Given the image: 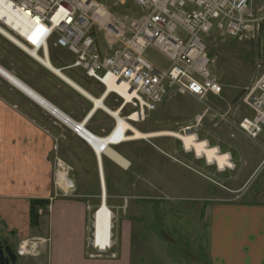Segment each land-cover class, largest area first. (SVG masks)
<instances>
[{
    "label": "rangeland",
    "instance_id": "rangeland-1",
    "mask_svg": "<svg viewBox=\"0 0 264 264\" xmlns=\"http://www.w3.org/2000/svg\"><path fill=\"white\" fill-rule=\"evenodd\" d=\"M97 1L109 6L115 17L122 21L143 14V9L134 5L132 0L118 6H113L111 0ZM95 36L98 48L103 52L106 44L102 33L97 30ZM204 43L211 60L210 70L223 90L219 96L207 99L206 104L212 110L198 126L190 132L183 131L185 126L194 125V117L202 113L204 105L191 96L179 94L166 97L143 122L131 125L145 133L165 130L194 133L197 139L206 140L210 147L228 153L233 167L218 169L216 164L207 163L205 157L186 151L182 142L170 135L129 139L111 146L129 161L123 168L102 156L106 202L113 213L111 248L118 245L114 233L119 223L126 220V227L131 228L130 233L132 231L129 233L132 264H211L208 255L210 207L231 201L264 203V128L256 139L247 137L238 129L240 118L251 115L250 109L242 103L245 88L264 70V22L254 34L249 32L235 38L212 32L204 38ZM49 53V58H54L62 66L69 65L74 59V55L65 49L52 47L48 56ZM29 55L0 34V65L61 108H70L73 116H80L82 104L72 98L70 91L58 85V78L44 72L46 69L41 62ZM145 57L162 68L167 64L165 57L153 47L146 50ZM62 73L70 75L95 97L103 91L101 84L88 78L80 68L66 69ZM7 85L0 77V87L6 88ZM120 101L116 95L110 94L104 104L115 108ZM38 109L47 113L40 107ZM131 110L127 106L122 115ZM225 113L226 120H221L220 114ZM216 114L219 115L214 117ZM112 118L101 110L93 117L92 124L105 136L114 124ZM56 132L61 136L56 146L58 159H51L52 184L61 169L58 164L61 161L73 188L64 192L57 186L56 193L86 202L87 249L97 251L91 246L93 214L101 195L95 154L73 129L60 126ZM35 209L39 219L37 225L30 224L31 233L45 236L48 212L44 207L36 206ZM26 243L28 250L23 252H26L24 257L28 262L38 256L37 246L44 247L45 240L32 237ZM20 244L21 241L11 242V249L6 247L4 253L19 256Z\"/></svg>",
    "mask_w": 264,
    "mask_h": 264
},
{
    "label": "built area",
    "instance_id": "built-area-1",
    "mask_svg": "<svg viewBox=\"0 0 264 264\" xmlns=\"http://www.w3.org/2000/svg\"><path fill=\"white\" fill-rule=\"evenodd\" d=\"M0 1L4 11L0 27L19 42L40 55L45 51L48 54L52 47L70 52L74 59L67 68H80L96 80L103 87L102 95L109 84L121 86L128 97L112 90L104 101L110 94L121 99L115 109L130 124L143 122L171 94L188 95L202 103L204 108L194 117V125L183 128L188 132L212 110L207 99L219 96L223 90L210 70L204 38L212 32L239 38L258 32L264 22V0H132L143 14L126 21L116 18L109 6L97 0ZM126 1L111 0V4L118 6ZM15 14L24 16L29 25L25 22L17 30L9 26L4 19L15 22ZM97 30L106 44L103 52L98 48ZM149 47L165 57L164 68L145 57ZM242 103L251 115L240 118L238 129L256 139L264 128V70L245 88ZM127 106L132 110L123 116ZM219 117L226 120V113ZM113 120L106 134L116 137V144L109 143L112 147L126 142L124 138L131 134ZM79 129L76 126L73 131L77 134ZM68 181L72 189L73 182ZM91 236V246L100 252L112 246L96 245ZM18 253L26 252L19 246Z\"/></svg>",
    "mask_w": 264,
    "mask_h": 264
},
{
    "label": "crops",
    "instance_id": "crops-1",
    "mask_svg": "<svg viewBox=\"0 0 264 264\" xmlns=\"http://www.w3.org/2000/svg\"><path fill=\"white\" fill-rule=\"evenodd\" d=\"M40 64L45 67L44 72L48 76L58 78V85L70 91L72 98L82 104L81 115L73 116L70 108H61L29 87L64 115L76 122H85L88 131L102 136L92 124L93 117L102 109L97 108L88 117L93 108L92 101ZM57 66L61 72L70 70L68 64ZM64 75L70 78V75ZM0 77L6 80L2 75ZM6 82V88L0 87V246L10 250L13 241L27 242L32 237L45 240L44 247L37 246L39 251L35 259L27 262L24 255H15L9 264H132L129 237L132 231L130 233L131 228L126 227V220L119 223L114 233L118 244L115 248L110 247L103 252L88 251L86 202L58 196L57 185L52 184L51 159H58L56 146L61 136L56 130L60 126L71 131L73 128L9 81ZM34 200H48L45 236L31 233L30 206ZM208 221V255L211 264H264V203L231 201L214 204L210 207ZM35 228L41 230L40 227Z\"/></svg>",
    "mask_w": 264,
    "mask_h": 264
},
{
    "label": "bare ground",
    "instance_id": "bare-ground-1",
    "mask_svg": "<svg viewBox=\"0 0 264 264\" xmlns=\"http://www.w3.org/2000/svg\"><path fill=\"white\" fill-rule=\"evenodd\" d=\"M3 7L1 6L0 1V18L3 17ZM15 22H12L10 19H4L5 22L11 26L13 29L17 30L18 25H22L24 27V23L26 22V26L29 25L28 20L20 15L15 14ZM21 23V24H20ZM0 33L8 38L10 41H12L15 45L21 47L23 50H25L28 54L32 55L36 59H38L44 66L49 68L50 70H53L59 74V76L69 83L72 87L75 89L81 91L83 94H85L93 103V108L90 109L88 117L91 116L97 108L102 109L106 113H108L110 116L115 118L118 122V127L121 129H129L131 130V134L128 135V137L124 138L126 141L129 139H146L149 137H155L159 135H170L175 138H178L186 151H193L197 157H205L207 163L209 164H216L218 169H224V168H232L233 165L230 161V156L228 153H222L219 152L217 147H210L206 140H199L197 139L196 135L194 133H184L176 132V131H156V132H141L136 127L132 126L129 122L122 119V117L119 114V111L116 109H111L107 107L104 104V98L107 92L115 90L118 91L120 94L125 95L128 97L127 93L122 89L121 86L118 84L116 85H108L107 91L105 94H101L99 97H93L88 92H86L83 88H81L77 83H75L73 80L65 76L61 71L58 72L55 67H53L52 63L50 62L47 51L44 52L43 55H40L36 49L28 48L23 43L19 42L17 39H15L11 34H9L8 31L0 27ZM0 75H2L7 81H9L11 84H13L16 88L24 92L26 95H28L31 99L36 101L38 104H40L43 108H45L47 111H49L54 116L58 117L59 119L65 121V123L69 126H71L73 129L76 126H79L80 129L77 132V135L80 136L82 139L86 141V143L90 146V148L93 150L97 167H98V176L100 181V204L95 210L93 214V237L95 238V244H99L101 246H111L112 241V219H113V213L111 209L108 207L106 202V186H105V180H104V172H103V165H102V156H107L111 161L114 163L122 166L123 168H126L128 166V161L118 152H116L109 143H115L116 139L115 135H105V136H98L91 131H88V129L85 128L84 122H76L72 120L71 118L64 115L60 110H58L55 106H53L51 103H49L47 100L42 98L37 92H35L33 89H31L29 86L24 84L22 81H20L16 76L5 70L0 66ZM134 117V116H132ZM116 144V143H115ZM61 166V169L57 172L56 177V185L60 187L63 191H67L70 187V183L67 178V173L65 169H62V162L59 161L58 163ZM31 247V246H30ZM28 250V244L25 242L21 243V251H27Z\"/></svg>",
    "mask_w": 264,
    "mask_h": 264
},
{
    "label": "trees",
    "instance_id": "trees-1",
    "mask_svg": "<svg viewBox=\"0 0 264 264\" xmlns=\"http://www.w3.org/2000/svg\"><path fill=\"white\" fill-rule=\"evenodd\" d=\"M50 62L52 63V65L54 67L58 68V66H57L58 63L54 59L50 58ZM70 79H72V78H70ZM47 205H48V200H34V201L31 202V206H30V221H31V224H34V225L38 224L39 214L37 212V209H35V207L38 206V207L46 208Z\"/></svg>",
    "mask_w": 264,
    "mask_h": 264
},
{
    "label": "water",
    "instance_id": "water-1",
    "mask_svg": "<svg viewBox=\"0 0 264 264\" xmlns=\"http://www.w3.org/2000/svg\"><path fill=\"white\" fill-rule=\"evenodd\" d=\"M58 72H60L61 70L60 69H56ZM49 71H51V70H49ZM52 73H54L57 77H59V78H61L60 76H59V74L57 73V72H55V71H51ZM61 80H63L62 78H61ZM64 81V80H63ZM65 83H67L66 81H64ZM68 84V83H67ZM69 85V84H68ZM0 264H9V260L7 259V258H4V259H2V260H0Z\"/></svg>",
    "mask_w": 264,
    "mask_h": 264
},
{
    "label": "flooded vegetation",
    "instance_id": "flooded-vegetation-1",
    "mask_svg": "<svg viewBox=\"0 0 264 264\" xmlns=\"http://www.w3.org/2000/svg\"><path fill=\"white\" fill-rule=\"evenodd\" d=\"M7 258L9 260V262L11 261V259L13 258L10 254H5L4 250L2 249V247L0 246V260Z\"/></svg>",
    "mask_w": 264,
    "mask_h": 264
}]
</instances>
